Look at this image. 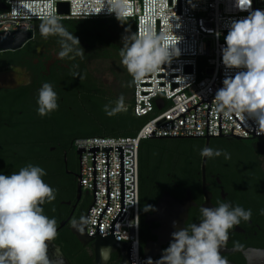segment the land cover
<instances>
[{
	"label": "built area",
	"instance_id": "2783aa9c",
	"mask_svg": "<svg viewBox=\"0 0 264 264\" xmlns=\"http://www.w3.org/2000/svg\"><path fill=\"white\" fill-rule=\"evenodd\" d=\"M61 2L69 3L68 14L60 13ZM4 3L7 8H0V31L6 33L35 28V22L48 12L56 14L59 20L116 18L107 9L99 14H90L100 11V0H5ZM14 9L21 15H17ZM257 9L264 11V0H252L248 10L237 7L236 0H128L126 18L136 23V35H145L149 29L163 34L165 46L175 45L178 41L179 55L173 57L170 64L161 65L156 72L133 84L134 114L138 117L150 116L136 136L83 137L75 140V146L76 149L85 147L86 152H82L81 187L92 194L93 202V152L89 151V147L99 146V151H96L97 199L89 211L86 224L87 233L95 234L98 217L107 200L106 151H102V146L113 145V150L109 151L110 205L100 220V235H110V223L120 209V154L116 145H124L126 216L116 222L115 238L133 242L134 264H145L148 259L143 253L140 235L141 141L154 135L204 138L232 134L243 139L257 135L254 120L249 119L243 124L235 115L226 118L216 110L214 101L225 77L234 76L242 70L227 69L223 63L224 37L230 24ZM201 58L204 59L202 67ZM159 98L165 101L162 109L156 105Z\"/></svg>",
	"mask_w": 264,
	"mask_h": 264
},
{
	"label": "clouds",
	"instance_id": "9594fccd",
	"mask_svg": "<svg viewBox=\"0 0 264 264\" xmlns=\"http://www.w3.org/2000/svg\"><path fill=\"white\" fill-rule=\"evenodd\" d=\"M252 0H236L242 10L251 8ZM107 9L123 23L128 11V0H100L99 14ZM17 15H21L16 9ZM27 18V17H25ZM40 33L44 38L58 36L60 50L58 58L84 59V50L78 37L69 33L59 22L56 14L42 15ZM124 46L119 55L121 64L132 77L128 86L138 84L146 75L156 72L161 65L170 64L179 55L176 45L165 46L164 36L151 29L145 35H125ZM226 47L222 49L223 63L227 69H242L234 76H226L223 87L218 89L214 101L216 110L228 118L237 116L242 123L255 121L257 135H264V11L254 10L244 18L233 20L225 37ZM79 67L73 64L70 74L81 78ZM37 112L45 116L57 110L58 94L49 82L38 90ZM108 116L126 111L124 96L109 101L103 107ZM203 157L230 154L205 147ZM43 168L34 165L22 167L11 175L0 174V264H51L47 255L48 244L57 236V221L44 214L41 207L56 199V190L45 183ZM147 210L152 206H146ZM53 211L55 209L53 208ZM264 214V210L261 211ZM251 210L241 206L233 207L228 202H218L215 207L200 208L199 223L179 227L171 233V241L163 249L159 259L148 258L145 264H229L221 253L229 240V231L241 221L251 219ZM83 217L81 220L83 221ZM76 224V221H73ZM177 227V222H173ZM238 242L233 250H237ZM103 251V250H102Z\"/></svg>",
	"mask_w": 264,
	"mask_h": 264
},
{
	"label": "flooded vegetation",
	"instance_id": "af4514ba",
	"mask_svg": "<svg viewBox=\"0 0 264 264\" xmlns=\"http://www.w3.org/2000/svg\"><path fill=\"white\" fill-rule=\"evenodd\" d=\"M59 22L65 28L62 20ZM41 24V23H40ZM40 24L35 28V38L27 43L22 49L16 51L0 52V74L9 70L17 69V75H0V103H8L15 100L14 92L20 88L28 89V94L24 97L28 107L33 108L35 115L38 105V90L42 84L49 82L58 94V109L46 115L50 121H55L56 117H65L69 121L68 139L58 142L63 148L64 172L68 180L72 182L66 189L67 200L66 218L68 220L64 226L70 227L73 221L86 220L88 212L92 206L93 197L89 191L81 187L79 191L80 156L77 149L73 148L72 138L76 136H95L118 133L117 121L123 113L131 112L133 99V85L130 87L131 76L127 74L124 78L115 66L106 67L103 65L105 59L101 54L103 51L89 49L77 34L80 46L84 50V59L79 57L76 60L68 58H58L56 53L60 50L58 36L44 38L40 33ZM9 52L16 53V56ZM73 64L79 67L75 71L79 72L81 78H75L70 74ZM26 78V80L23 79ZM23 79V80H22ZM120 95L124 96L126 111H122L114 116H108L103 110L109 101H115ZM0 116H6L3 126H9V114L1 111ZM23 110L18 111L21 115ZM39 117H41L39 115ZM46 134L57 132V128L50 126ZM66 138V137H65ZM166 140V139H165ZM173 140V139H167ZM55 147L52 146L51 150ZM230 159L226 160L224 155L211 157L207 161V190L211 193V203L215 207L218 202L230 203L233 207L241 206L245 210H251V219L241 221V223L229 231V240L226 247L221 249V253L232 264H248L244 251L254 249L264 251V181L259 177L260 170L264 172L262 164L263 156L256 154H243L239 156L230 152ZM198 157L189 158L184 163V169L179 177V171L173 167L165 176L164 180L156 182L155 194L150 202L152 208L147 213L153 216L152 227L147 224L148 232L142 247L150 241L149 252L154 259H159L163 249L167 248L171 240H167L160 235V222L155 220V210L159 200L167 191L173 198L182 199L187 195V191L192 193L195 205L189 208V215L185 226L191 223H199L200 208L205 202V195L202 187L201 162L200 170L193 169L198 162ZM259 164V170L256 168ZM208 164H210L208 166ZM256 165V166H255ZM182 179V180H181ZM183 179H187L191 184L186 186ZM201 190V195L196 192ZM161 195L158 197V195ZM157 198V199H156ZM145 217V219H146ZM160 233V234H159ZM238 242L237 250H233L234 243ZM119 254V252L115 253Z\"/></svg>",
	"mask_w": 264,
	"mask_h": 264
},
{
	"label": "trees",
	"instance_id": "16d2710c",
	"mask_svg": "<svg viewBox=\"0 0 264 264\" xmlns=\"http://www.w3.org/2000/svg\"><path fill=\"white\" fill-rule=\"evenodd\" d=\"M5 0H0V3ZM42 22L38 20L35 28ZM65 29L72 34H77L80 39L87 43L89 49H98L103 51L101 56L104 59L112 56L113 49L120 52L124 46L122 38L125 35L136 34V23L124 18L123 23L116 18H91V19H64ZM227 35V33H226ZM225 35V37H226ZM224 37V40H225ZM16 56V53L9 52ZM204 59L201 58V67ZM132 80V77H131ZM134 91V85H133ZM15 100L8 103H0V112L5 111L9 114V126H3L6 116H0V174L11 175L18 172L22 167L31 164L43 168L46 175L43 177L45 183L56 190V199L51 203H45L41 207L44 214L49 218H55L57 221V236L55 242L61 246L63 253L67 256L72 264H92L94 258L93 252L89 246L82 245L69 227H60L61 222L66 218L67 200L65 191L72 183L68 180L64 172L63 165V148L58 144L68 139L69 121L65 117H56L55 121L45 116L39 117L35 115L32 107L24 101V97L28 94V89L20 88L13 91ZM132 108L128 114L123 113L120 120L117 121L119 132L100 137H133L136 136L140 128L149 120L150 116L138 117L134 114ZM23 110L21 115L18 111ZM156 111L155 113H157ZM2 114V113H0ZM50 115V114H48ZM50 126L56 127L57 132L46 134ZM89 136L73 137V148L76 149L75 140ZM66 137V138H65ZM204 138L195 139H145L142 140L139 147V211H140V235L141 246H143L148 232V226L145 223V217L150 211L146 206L155 194L156 182L163 181L164 176L171 171V168L179 171V177L184 163L195 156L198 162L193 169L200 170V162L202 160L201 150L204 148ZM54 146L55 149L51 150ZM259 148V155H264V137L247 138L237 140L234 138H213L211 139L210 148L230 153L231 151L242 152L243 154H254L253 147ZM261 155V156H260ZM211 158L208 157V160ZM210 164H208L209 166ZM256 166V165H255ZM259 164L256 168L259 170ZM259 177L264 181V172L260 170ZM182 180V179H181ZM186 186L191 183L187 179H183ZM196 192L201 190L198 189ZM161 195H158V197ZM202 196V195H201ZM157 199V198H156ZM53 208L55 211H53ZM143 249V247H142ZM121 260L120 255L113 254L111 264H117Z\"/></svg>",
	"mask_w": 264,
	"mask_h": 264
},
{
	"label": "water",
	"instance_id": "95a60500",
	"mask_svg": "<svg viewBox=\"0 0 264 264\" xmlns=\"http://www.w3.org/2000/svg\"><path fill=\"white\" fill-rule=\"evenodd\" d=\"M0 8L6 9L7 5L2 2L0 3ZM59 11L62 14L69 13V3L61 2L59 3ZM35 38V28L31 29H17L11 30L6 33L0 31V52L3 51H16L22 49L27 43ZM211 72V70H210ZM17 69H9L3 72L0 75H17ZM24 80L26 78L23 77ZM22 79V80H23ZM164 99L159 98L156 100V105L158 109H162L164 106ZM234 138L237 140L243 139L240 136L236 135H220L218 137L206 136L205 147H210L211 139L213 138ZM258 136L253 134L250 138H257ZM199 137H157L152 136L151 139H195ZM113 150V145L102 146V151H106V206L100 213L97 220V227L95 234H88L86 231L87 217L84 221H76V224L70 225V230L79 240V242L84 246H89L93 252L94 258L92 264H111L112 255L119 252L121 260L117 264H134L132 260V251H133V242L131 241H119L115 238V224L116 222L122 221L126 212L125 207V169H124V145H116V150L120 154V209L119 212L115 215L110 223V235H100V220L103 213L110 205V172H109V151ZM89 151L93 152V187H94V203L97 199V189H96V151H99V146L89 147ZM82 152L85 151V147H78L77 153L80 156V165H81V174L78 175L79 182V191L81 190L82 185ZM207 161L208 157L202 156L201 162V174H202V187L205 195V202L202 206L204 207H214L211 203V193L207 190ZM195 205V202L192 197L190 190L187 191L185 198L176 199L173 198L169 192H165L163 197L159 200L154 218L158 220L161 224L160 226V235L164 236L167 240H171V233L176 231L177 228L185 226L186 220L189 215V208ZM91 206V207H92ZM91 209V208H90ZM90 211V210H89ZM89 214V212H88ZM68 220H63L60 227H63ZM177 222V227L173 226V222ZM145 222L152 227L153 216L148 215L145 219ZM48 249L47 255L51 261V264H72L67 256L63 253L61 246L55 242V239L47 242ZM150 241L147 242L145 247H143V253L146 258H153L149 252ZM103 250V251H102ZM244 255L248 260V264H264V251L262 250H246ZM232 264V263H229Z\"/></svg>",
	"mask_w": 264,
	"mask_h": 264
},
{
	"label": "rangeland",
	"instance_id": "374dc122",
	"mask_svg": "<svg viewBox=\"0 0 264 264\" xmlns=\"http://www.w3.org/2000/svg\"><path fill=\"white\" fill-rule=\"evenodd\" d=\"M36 24V23H35ZM111 53H112V56L110 57V58H106L105 59V61H104V63H103V65H105L106 67H112V66H115L117 69H118V71L120 72V74H121V76L124 78L127 74H128V72H127V70L123 67V65L121 64V57H120V55H119V52L117 51V50H115V49H113L112 51H111ZM253 147V152H254V154H257V155H259V148H257V147H254V146H252ZM232 153H236V154H238L239 156H242L243 155V153L242 152H236V151H231ZM261 156V155H260ZM262 157V156H261ZM263 160H262V164H263V166H264V155H263Z\"/></svg>",
	"mask_w": 264,
	"mask_h": 264
},
{
	"label": "snow or ice",
	"instance_id": "6c2138e0",
	"mask_svg": "<svg viewBox=\"0 0 264 264\" xmlns=\"http://www.w3.org/2000/svg\"><path fill=\"white\" fill-rule=\"evenodd\" d=\"M241 2L243 3V2H244V0H241Z\"/></svg>",
	"mask_w": 264,
	"mask_h": 264
}]
</instances>
